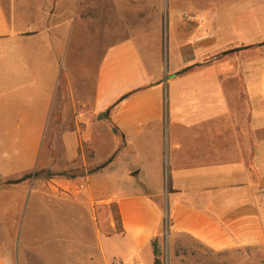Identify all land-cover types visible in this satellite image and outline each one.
I'll return each mask as SVG.
<instances>
[{
  "label": "crops",
  "instance_id": "crops-1",
  "mask_svg": "<svg viewBox=\"0 0 264 264\" xmlns=\"http://www.w3.org/2000/svg\"><path fill=\"white\" fill-rule=\"evenodd\" d=\"M109 1L124 23L115 34L98 18V0H0V197L20 194L13 211L20 215L31 190L25 215L33 220L18 256V222H0V264L136 263L166 231L172 246L180 236L215 251L264 245V46L253 39L256 18H234L223 36L171 18L166 40L152 33L161 41L147 54L136 39L152 34L130 33L128 2ZM82 12L90 33L106 40L89 80L78 71L75 78L80 41H71ZM106 161L85 178L8 182L38 167L71 172ZM101 171L104 180L95 176ZM110 177L122 183L120 194L108 192ZM111 201L122 231L108 236L94 204ZM85 226L94 228L93 243ZM51 244L63 249L53 256Z\"/></svg>",
  "mask_w": 264,
  "mask_h": 264
},
{
  "label": "rangeland",
  "instance_id": "rangeland-1",
  "mask_svg": "<svg viewBox=\"0 0 264 264\" xmlns=\"http://www.w3.org/2000/svg\"><path fill=\"white\" fill-rule=\"evenodd\" d=\"M129 5V22L128 30L129 32L134 31H145L152 33H163V41L166 37V32H169L170 25L169 20L173 18L174 20L186 19L191 27L200 26L201 30L207 32L217 33L219 32L221 36L231 34L233 27L236 23H233L234 18H256L257 27L252 29V34L254 35V40L259 41V43L264 42V0H126ZM100 4V17L98 18H108L111 21L112 33L115 34L116 31L124 30V23L121 24L119 17V7L116 3H111L109 0H98ZM83 10V7H82ZM185 14L189 15L190 19L185 17ZM78 18L75 22V32L74 37L71 41H75L78 37L80 41V47L77 49V65H75V75L78 71L81 76L85 73L88 80L90 75L93 73L96 65V60L100 56L103 48V43L106 40H99L94 37V30L89 29L88 16L83 12L79 13L76 17ZM261 22L259 23V21ZM171 23V21H170ZM230 28V29H229ZM229 29V30H228ZM155 35H149V37L142 38L136 41L140 43L147 44L144 47L147 54H153L155 52L156 44L161 40L156 38ZM166 40V39H165ZM233 40V39H231ZM102 41V42H101ZM113 41H116L114 38ZM264 46V45H260ZM71 49V47H70ZM77 75L75 76V78ZM1 137L8 138L9 136L3 135ZM13 137V136H12ZM47 135L45 136L44 145H46ZM3 141V140H2ZM1 154V153H0ZM35 162V161H34ZM56 166H63V161L61 158L57 159ZM34 167V165L32 166ZM90 165L81 167L80 170H72L71 175H80L81 177H86L89 173ZM55 171L45 167H38L35 170H30L26 174H31V176L37 177V185L42 181L44 177L53 175ZM23 174L21 177H23ZM70 175V176H71ZM30 176V177H31ZM102 180H104V171L97 173ZM30 177L25 178L28 180ZM95 177V178H97ZM94 180V177L91 178ZM113 189H109V193L120 194L122 189V183L116 181L114 185L112 177H110ZM3 181V180H2ZM3 183V182H0ZM126 185V184H123ZM28 191L25 195V200L23 202V211L19 214H15L13 211L20 209L22 203V198L20 194L16 195V199L12 196L4 194L0 197V202L4 204V208H1L2 214H0V222L6 223H17V231L12 239L14 242L15 254L23 255V241L26 236L25 226L30 224L33 220L30 216L25 215V207L29 196L31 197L32 192ZM31 194V195H30ZM15 199L16 204H13V199ZM109 203V202H99ZM9 204H11V213H9ZM94 204V206L96 205ZM17 206V207H16ZM102 209V214L108 219H110L111 225L113 224L112 213ZM162 226H160L161 230ZM84 238H86L90 243L95 241V234L93 226H85V230L81 231ZM165 241H159V247L161 254L160 264H264V245L262 246H247L232 248L224 251H215L205 245L189 238L187 236L178 237L175 245H171L168 240V232L165 233ZM12 235V232H11ZM12 237V236H11ZM9 232L2 231L1 239H9ZM116 240L119 237H114ZM158 241V239H157ZM115 245V242L112 241ZM111 244V245H112ZM109 245V244H108ZM50 248L53 251L52 255L56 256V252L62 248L58 244H51ZM61 247V248H60ZM151 249L144 248L139 257L135 259L136 263L129 262L126 264H153ZM60 262V260H57Z\"/></svg>",
  "mask_w": 264,
  "mask_h": 264
},
{
  "label": "trees",
  "instance_id": "trees-1",
  "mask_svg": "<svg viewBox=\"0 0 264 264\" xmlns=\"http://www.w3.org/2000/svg\"><path fill=\"white\" fill-rule=\"evenodd\" d=\"M263 44L264 43H260L259 45H263ZM245 47H255V45L252 44V45L245 46ZM239 48H243V47H239ZM226 51H228V50H226ZM223 54H225V51L217 53L214 57H220ZM206 61H209V60H206ZM98 116L99 117H105L106 113L102 112ZM96 167L90 168L89 169V173L91 171H94ZM53 174H55V175H65V176H70L71 175L70 171H67V170L57 171V172H54ZM102 209L106 210V211L108 210V211H110L112 213V219L114 221L112 225L110 223L111 222L110 219L107 220V218L105 216H103L104 214H102L103 213ZM106 211H104V212L106 213ZM94 213H95L98 229L104 235H108L109 236V235H112L114 233H119V232L122 231L120 213H119V209H118V206H117L116 202L111 201L109 203L96 204L94 206ZM151 246H152V253H153V264H160L159 256L161 254V251H160V247H159V244H158V241H157L156 237L151 239Z\"/></svg>",
  "mask_w": 264,
  "mask_h": 264
},
{
  "label": "water",
  "instance_id": "water-1",
  "mask_svg": "<svg viewBox=\"0 0 264 264\" xmlns=\"http://www.w3.org/2000/svg\"><path fill=\"white\" fill-rule=\"evenodd\" d=\"M261 43H264V42H261ZM243 47H245V46H243ZM236 49H239V48L230 49V50H228V51H225V53H226V52L234 51V50H236ZM106 163H107V161H106V162H103L101 165L97 166L95 169H99V168L105 166ZM30 176H31V174H27V175H25V176H23V177H20V178H17V179L9 180L8 182H10V183H18V182H20V181H22V180H24L25 178L30 177Z\"/></svg>",
  "mask_w": 264,
  "mask_h": 264
},
{
  "label": "built area",
  "instance_id": "built-area-1",
  "mask_svg": "<svg viewBox=\"0 0 264 264\" xmlns=\"http://www.w3.org/2000/svg\"><path fill=\"white\" fill-rule=\"evenodd\" d=\"M185 17H186L187 19H190V18H189L190 16H189V15H187V14H185Z\"/></svg>",
  "mask_w": 264,
  "mask_h": 264
}]
</instances>
